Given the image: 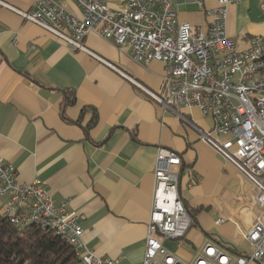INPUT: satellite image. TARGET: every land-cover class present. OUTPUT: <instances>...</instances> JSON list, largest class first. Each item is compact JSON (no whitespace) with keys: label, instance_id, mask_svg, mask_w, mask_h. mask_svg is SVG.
Listing matches in <instances>:
<instances>
[{"label":"crops","instance_id":"obj_1","mask_svg":"<svg viewBox=\"0 0 264 264\" xmlns=\"http://www.w3.org/2000/svg\"><path fill=\"white\" fill-rule=\"evenodd\" d=\"M0 1L28 12L35 0ZM56 1L81 16L72 0ZM170 2L180 22L204 29L212 21L208 12L218 7V0H202V7L195 0ZM9 6L0 4V157L18 169L19 181L39 182L56 205L67 203L98 256L143 264L157 152L170 149L182 158L183 201L202 210L184 238L157 235L165 249L185 262L208 241L235 256L250 254L253 246L242 235L261 212L256 190L199 138L195 127L210 129V117L182 109L188 123L139 86L163 94L164 64L137 63L128 47L93 32L85 45L99 60ZM227 30L238 48L264 35L255 0L228 7ZM69 93L76 97L71 105ZM94 111L97 123L88 128Z\"/></svg>","mask_w":264,"mask_h":264},{"label":"built area","instance_id":"obj_2","mask_svg":"<svg viewBox=\"0 0 264 264\" xmlns=\"http://www.w3.org/2000/svg\"><path fill=\"white\" fill-rule=\"evenodd\" d=\"M72 1L81 9V16L56 0H35L28 12L0 4L99 60L85 45L93 32L116 46L128 47L137 63H163V94L139 86L188 123L180 114L182 109L198 108L210 117V129L195 127L199 138L255 188V201L261 208L253 226L242 235L253 246L250 254L235 256L208 241L192 262L171 255L162 241L184 238L194 220L181 194V155L159 148L143 264H263L264 35L253 36L248 47L238 48L227 30L228 7L247 0H218V7L208 12L212 21L206 29L180 22L170 0H126L116 7L112 6L114 0ZM195 2L202 7V0ZM260 7L264 11V3ZM0 214L18 232L30 226L53 232L74 248L81 264H118L85 244L84 230L67 203L56 205L39 182L21 183L16 167L1 157Z\"/></svg>","mask_w":264,"mask_h":264},{"label":"trees","instance_id":"obj_3","mask_svg":"<svg viewBox=\"0 0 264 264\" xmlns=\"http://www.w3.org/2000/svg\"><path fill=\"white\" fill-rule=\"evenodd\" d=\"M75 101L76 97L73 93L66 96L67 104H74ZM97 120L98 115L94 111L88 128L96 125ZM187 209L193 220L202 210V208L189 209L188 207ZM0 264L81 263L74 248L53 232L43 231L36 226H30L18 232L9 218L0 214Z\"/></svg>","mask_w":264,"mask_h":264},{"label":"rangeland","instance_id":"obj_4","mask_svg":"<svg viewBox=\"0 0 264 264\" xmlns=\"http://www.w3.org/2000/svg\"><path fill=\"white\" fill-rule=\"evenodd\" d=\"M74 2V1H73ZM75 3V2H74ZM255 3H256V8H257V11H258V13H262V15L264 16V11H262V9H261V4H263L264 2H263V0H255ZM76 4V3H75ZM234 42H235V40H234ZM236 43V42H235ZM69 45V44H68ZM71 46V45H70ZM238 46V45H237ZM74 48V47H73ZM75 49V48H74ZM76 50H78V49H76ZM17 169V168H16ZM18 170V169H17ZM19 180V179H18ZM24 184V183H23ZM26 185H28V184H26ZM186 206V205H185ZM173 240H175V239H173Z\"/></svg>","mask_w":264,"mask_h":264}]
</instances>
